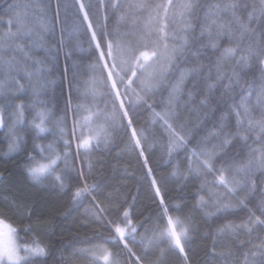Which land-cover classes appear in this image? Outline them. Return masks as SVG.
I'll list each match as a JSON object with an SVG mask.
<instances>
[{
  "label": "trees",
  "instance_id": "trees-1",
  "mask_svg": "<svg viewBox=\"0 0 264 264\" xmlns=\"http://www.w3.org/2000/svg\"><path fill=\"white\" fill-rule=\"evenodd\" d=\"M15 2L27 3L28 0H0V20L5 22L3 26H0V37H3L8 30L7 5ZM73 2L74 0H59L60 22L56 23L57 0H50V3L49 0H34L36 7L33 11L36 16L41 15L40 7L48 5L45 8L46 19L50 21L49 29H54L43 33L45 47L35 50V54L45 59L50 69L46 74L44 87L39 97L45 101L41 107L49 112L46 120L47 131L40 134L35 141L33 140L36 133L27 122L32 120L35 110L30 107L25 109V126L17 128V133L24 137L20 150L9 151L11 137L7 134V128H0V212L10 218L12 224L19 230L21 238L27 240L37 236L47 246L49 250V255L46 257L47 264H74L92 257L87 250L93 249L98 244H104L109 248L113 258L119 259L120 264H128L129 256L121 243L118 241L104 243V238L113 234L110 233L107 222L119 215L116 211L117 207L120 213L127 209L133 225L138 228L134 237L129 234L127 242L143 258L144 264H155L158 259L162 260L163 264H244L245 255L248 254L251 259L250 253L256 251L254 246L264 242V232L256 230L249 234L246 229H239V226L247 222L249 209L254 210L255 215H260L256 206L264 198V170H255L250 178L249 186L251 181H255L256 188L254 193L247 197L245 196L247 189L238 191L233 196L223 187H213L215 177L212 174L205 177L198 176L195 172H188V161L184 150H179V154L174 153L171 158L167 155L165 147L167 138H161L160 123L153 119L152 112L146 105L133 108L130 112L134 117L133 126L138 131L144 129L147 136L144 149L148 167L152 169L151 175L148 173V168L144 166L145 157L140 156L139 149L135 148L131 142L130 130L125 131L124 128H117L110 144L101 143L99 147H93L91 152L80 150L77 155L78 141L72 139L74 116L79 119L87 113L77 112L76 105L98 104L103 108L107 96L100 93H106L107 89L97 83V95L88 93L90 81L95 78L99 82L101 77L98 70L94 72L91 68L95 61L94 46L89 47L90 34L86 33V25L85 31L71 32L73 13L78 11V5L75 8L72 7ZM85 2L94 5L89 9L91 19L94 24L100 25L99 30L102 31L105 24V9L100 7V0H85ZM198 2L202 7L198 10V20L193 21L197 34L200 32V26L205 22L208 5L220 0H198ZM104 3L109 5L107 8L108 30L112 31L119 27V30L123 31L126 25L118 21L119 12L111 8V0H104ZM174 3H178V0H174ZM248 3L259 5V0H248ZM65 4L69 5L67 18ZM225 18L230 17L225 16ZM62 28L65 30L63 33ZM168 31L170 37L173 33L180 34L177 17L171 19ZM62 40L64 49L59 51ZM171 42L169 40V43ZM202 43L209 44L206 35L202 38ZM245 44L246 41L242 42L241 48ZM217 45L216 48L210 46L199 48L197 45L201 53L199 57L186 54L179 62L183 69L199 67L205 77H211L209 82L216 85L202 94L209 98L206 107L200 106L201 96L197 95L195 103H190L183 109L181 120L186 122L193 132L196 131L197 126H202L204 129L194 139L189 137L191 140L188 145L189 150L199 146V142L207 135V129L212 128L225 113L229 114L225 120L227 124L225 132L236 133V117L234 113H231V106L240 103L241 96L247 94L248 87L251 85L252 95L249 102L251 108L256 102V92L264 83L261 81V66L258 60L253 58L241 73V83L244 87L241 88L233 81L232 89H226L225 85L229 84L228 77L231 76L232 69L242 52L238 50L234 56L221 60L224 48L235 47V41L230 42L228 37L224 36ZM69 52L71 56L67 58ZM185 60L187 63L184 62ZM217 61L220 62L219 72ZM162 62H164L163 57L159 63ZM237 71L240 69L237 68ZM218 75L221 77L220 80L217 79ZM69 82L72 84L71 110H67L70 95ZM192 84L193 79L189 76L186 80L185 93L191 89ZM18 95L26 106L31 104L33 100L31 88ZM161 95V92L155 95V101L158 104L156 111H161L164 107L160 103ZM163 98L166 100L167 92H163ZM184 98L187 99L186 94ZM149 102L153 101L150 99ZM11 112L12 109H7L6 115ZM251 115L253 119H259L260 110L256 109ZM204 120L207 121L206 125L201 124ZM126 123L125 121V125ZM244 125L247 127V120L244 121ZM61 128L64 129L63 133L60 131ZM257 134L258 130L248 133L247 144L252 149H264V142L255 139ZM77 136L79 137V132ZM65 139L70 141L68 148L65 147ZM34 142L44 145L52 142L61 154L68 152L66 160L62 158L58 161L56 173L46 176L40 183L29 180L25 172V166L29 161L24 144L26 143L27 149L31 150ZM215 142L212 141V143ZM212 143H209L207 147L211 148ZM244 144L245 141L236 136L233 147L228 150L229 156L235 157L237 163H244L249 158V148L242 147ZM34 154L39 158L38 153ZM220 163L221 160L216 161L217 168ZM176 169L178 173L173 175ZM56 174L64 176L63 186L55 179ZM227 175L231 179L232 172L230 171ZM153 178L158 182L170 214L182 219L187 218L190 223V233L184 245V253L170 247L166 241H157L154 244H149L147 240L141 242L142 236H152L157 217L161 215L160 197L156 196L155 189L152 187ZM205 179L210 183L201 190ZM86 185L89 186L88 191L74 199L76 190L83 189ZM210 191L220 193L222 196L209 199ZM199 195H204L207 203L198 204ZM217 199L219 203L215 202ZM240 199H246V206L239 203ZM222 204L230 205L227 212L218 211ZM97 205L100 207L98 208ZM100 208L104 211L101 212ZM27 225H31L33 231L25 234ZM226 225H231L232 228L222 232L221 229ZM161 249H164L163 256H161ZM229 250L231 254H227Z\"/></svg>",
  "mask_w": 264,
  "mask_h": 264
},
{
  "label": "snow or ice",
  "instance_id": "snow-or-ice-1",
  "mask_svg": "<svg viewBox=\"0 0 264 264\" xmlns=\"http://www.w3.org/2000/svg\"><path fill=\"white\" fill-rule=\"evenodd\" d=\"M77 5L78 11L73 13L71 32L85 31L86 25V33L90 34L89 47L94 46L95 61L91 68L94 72L98 70L101 77L99 82L95 78L90 81L88 93L97 95V83L107 89L106 93H100L107 96L103 108L98 104L76 105L77 112L87 113L79 119L74 116L72 139L78 141L77 155L80 150L91 152L93 147H99L101 143L110 144L117 128H124L125 131L130 130L131 142L135 148L139 149L140 156L145 157L144 144L147 142V136L144 129L138 131L133 126L134 117L130 110L146 105L151 110L153 119L160 123L161 138H167L165 147L170 158L174 153L179 154V150H184L189 173L195 172L198 176L205 177L212 174L215 177L212 186L223 187L233 196L244 189H247L246 197L254 193L255 181H251V186L249 182L256 169L264 170V149H252L247 141L248 133L258 130L255 139L264 142V83L256 92V102L251 108L249 107L252 95L251 85L248 87L247 94L241 96L240 103L231 106V113H234L236 117V133L225 132L227 127L225 120L229 115L225 113L212 128L207 129V135L199 142V146L189 150L188 145L191 143L189 137L194 139L204 129L202 126H197L196 131L193 132L187 123L181 120L183 109L190 103L194 104L197 95L201 96L200 106L206 107L209 98L202 94L216 85L209 82L211 77H205L199 67L183 69L179 62L186 54L199 57L201 54L199 48L207 46L216 48L221 37L227 36L230 42L235 41V47L224 48L221 60L234 56L238 50L242 54L233 67L232 74L228 77L229 84L225 85V88L232 89L233 81L241 88L244 87L241 83V73L253 58L257 59L261 66V81H264V0H259V5L249 4L248 0H220L208 5L205 22L200 26L199 34L196 33L193 24L194 20H198V10L202 7L198 0H178V3H174V0H158V2L125 0L123 3L121 0H111V8L119 12L118 21L126 25L123 31H120L119 27L112 31L108 30L107 8L109 5L105 4L104 0H100V7L105 9V24L102 31L99 30L100 25L94 24L91 19L89 9L94 5L85 0H74L72 7L75 8ZM47 6L40 7L41 15L36 16L33 11L36 7L34 0L7 5L8 30L3 37H0V128H7V134L11 137L9 151H18L22 147L24 137L17 133V128L25 126L26 107L35 110L32 120L27 122L30 128L35 130L36 136L33 140L35 141L40 134L47 131L46 120L49 112L41 107L45 101L39 97L44 87L46 74L50 69L45 59L35 54L36 49L45 47L43 33L54 30L48 27L50 21L46 19ZM68 8L69 5L65 4L66 18ZM225 16L230 18L226 19ZM59 17L60 4L57 0L56 23L60 22ZM173 17L179 19L180 34L173 33L170 37L168 29ZM4 23L0 20V26ZM64 31L62 28L61 32ZM205 35L209 41L208 45L202 43ZM169 40L172 42L169 43ZM245 41V46L241 48V43ZM197 45L199 48L196 47ZM63 49L62 40L59 51ZM70 56L69 52L67 58ZM161 57L164 62L159 63ZM184 62L187 63L186 60ZM219 68L220 62L217 61L218 72ZM237 68L240 71H237ZM189 76L192 77L193 84L185 93L186 80ZM220 78L218 75L217 79L220 80ZM71 87L72 84L69 82L70 95L67 110L72 109ZM29 88H31L33 100L26 106L18 94L24 93ZM157 92L162 93L160 103L164 107L161 111L155 110L158 106L155 101ZM163 92H167L166 100L163 98ZM185 94L187 99L184 98ZM150 99L153 102L150 103ZM109 105H111L110 108ZM7 109H12V112L6 115ZM256 109H259L261 113L259 119H253L251 115ZM9 118H11L10 122ZM245 120H247V127L244 125ZM206 123V120L201 122L202 125ZM60 131L63 133L64 129L61 128ZM236 136L245 141L242 147L249 148V158L244 163H237L235 157L229 156L228 150L233 147ZM212 141L216 142L212 143ZM209 143H212L211 148L207 147ZM64 144L66 148L70 147L69 140L65 139ZM24 148L28 151L29 161L25 166V172L27 178L34 183H40L46 176L55 174L58 161L62 158L66 160L68 156L67 151L63 154L58 152L52 142L47 145L34 142L31 150L27 149L25 143ZM257 151L259 154H254ZM34 153H38L39 158ZM236 154H239V150ZM217 160H221L219 168L216 167ZM144 166L148 168V173L151 175L152 169L148 167L146 157ZM230 171L231 179L227 175ZM177 173L178 169L172 174L177 175ZM55 179L63 186V175L56 174ZM209 183L205 179L201 190ZM152 187L155 189L156 196L160 197L161 215L157 217L152 236H142L141 242L147 240L149 244H154L157 241H166L170 247L184 253V245L190 233V223L187 218L182 219L170 214L155 178L152 180ZM88 188L87 185L83 189L78 188L73 198L79 197L83 192L88 191ZM220 196L222 194L215 191L208 193L209 199ZM215 202L219 203V199ZM197 203L201 205L207 203L205 196L199 195ZM239 203L246 206V199H240ZM97 207L100 206L97 205ZM229 207L228 204H222L218 211L227 212ZM256 210L260 212V215H255V211L249 209V218L246 223L239 226V229H246L249 234L256 230L264 232V198L259 201ZM100 211L103 212L104 209L100 208ZM116 211L119 215L107 222L110 233L113 234L104 238V243L118 241L128 253V264H144L143 258L127 242L129 234L134 237L138 228L133 225L127 209L120 213L117 207ZM230 228H232L231 225H226L221 231ZM24 231L27 234L33 229L31 225H27ZM254 247L256 251L250 253L251 259L248 254L245 255L244 264H264V242ZM87 251L94 258V264H99L100 261H103V264H120L119 259H114L112 251L104 244H98ZM163 254L164 249H161V256ZM213 254H215L214 251ZM227 254H231L230 250ZM48 255L47 246L37 236L27 240L21 238L19 230L13 226L10 218L0 212V264H47ZM185 259L187 260L186 256ZM155 264H163V261L158 259Z\"/></svg>",
  "mask_w": 264,
  "mask_h": 264
},
{
  "label": "rangeland",
  "instance_id": "rangeland-1",
  "mask_svg": "<svg viewBox=\"0 0 264 264\" xmlns=\"http://www.w3.org/2000/svg\"><path fill=\"white\" fill-rule=\"evenodd\" d=\"M14 227H16L14 224H13ZM40 240V239H39ZM41 241V240H40ZM42 242V241H41ZM74 264H94V258L92 257H89V258H86V259H83V260H80L79 262H74ZM99 264H103V261H100Z\"/></svg>",
  "mask_w": 264,
  "mask_h": 264
}]
</instances>
